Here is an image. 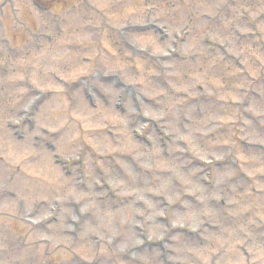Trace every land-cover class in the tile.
<instances>
[{
    "label": "clouds",
    "instance_id": "9594fccd",
    "mask_svg": "<svg viewBox=\"0 0 264 264\" xmlns=\"http://www.w3.org/2000/svg\"><path fill=\"white\" fill-rule=\"evenodd\" d=\"M0 69V264H264V0H0Z\"/></svg>",
    "mask_w": 264,
    "mask_h": 264
},
{
    "label": "rangeland",
    "instance_id": "374dc122",
    "mask_svg": "<svg viewBox=\"0 0 264 264\" xmlns=\"http://www.w3.org/2000/svg\"><path fill=\"white\" fill-rule=\"evenodd\" d=\"M77 46H79V45H77ZM105 50L107 51L108 49H107V47L105 48ZM3 75V69H0V76H2Z\"/></svg>",
    "mask_w": 264,
    "mask_h": 264
}]
</instances>
